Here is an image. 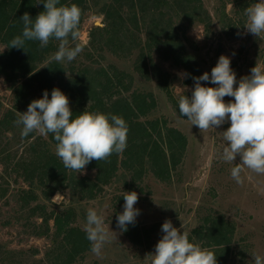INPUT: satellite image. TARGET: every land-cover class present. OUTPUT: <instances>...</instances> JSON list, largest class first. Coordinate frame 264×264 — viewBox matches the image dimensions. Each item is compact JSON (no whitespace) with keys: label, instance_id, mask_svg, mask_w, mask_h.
Segmentation results:
<instances>
[{"label":"trees","instance_id":"1","mask_svg":"<svg viewBox=\"0 0 264 264\" xmlns=\"http://www.w3.org/2000/svg\"><path fill=\"white\" fill-rule=\"evenodd\" d=\"M90 0H60L61 4H76L82 10L81 27L85 8ZM238 8L236 19L224 13L222 26L231 39H238L244 30L245 9L258 0H228ZM38 0H0V75L13 89L14 106L0 120V130L10 131L16 127L18 112L27 111L28 105L43 97L48 91L59 88L68 98L73 117L83 111L101 112L122 117L127 126V147L121 154H113L108 161H91L85 170L94 172L95 178H81L74 171L66 170L62 161L51 151L57 142L48 134V143L32 146L31 161L14 163V169L29 185L20 191L19 202L23 210L31 215H40L42 223L35 235L53 240L55 264H77L91 251L86 233L75 226L76 212L70 208L62 212L48 211L46 205L31 207L39 201L34 187L44 191L45 199L51 201L57 193L71 189L80 201H93L111 186L123 170L131 176L130 190L141 183L149 172L162 183H170L174 173L183 164L187 148V137L166 120H149L157 108L153 94L134 91V78L115 66L84 65L80 68L67 66L51 60L59 41L51 40L41 48L38 41H28L23 49L7 48L11 39L22 34L20 18L25 12L35 17L44 11ZM225 8V4L223 6ZM104 27L92 33L93 48L99 53H110L115 57L128 58L138 53L137 70L152 76L177 106L169 87L172 76L155 64L157 55L165 63L186 73L184 85L194 87L193 77L203 75L198 59L189 52L188 31L196 26L204 27L211 34L212 17L205 9L204 0H111L101 9ZM144 37V40L142 39ZM38 90L41 92L38 94ZM182 117V116H181ZM186 118L187 117H183ZM29 139V138H24ZM40 139V138H38ZM10 158V156H9ZM5 194L2 196L4 197ZM117 216L124 210V198ZM51 222L53 226H51ZM206 225L189 236L190 242L200 243L217 256V264H227L232 255L234 227L223 218L206 220ZM123 235L137 248H148L152 232L141 228L135 221L127 226Z\"/></svg>","mask_w":264,"mask_h":264},{"label":"rangeland","instance_id":"2","mask_svg":"<svg viewBox=\"0 0 264 264\" xmlns=\"http://www.w3.org/2000/svg\"><path fill=\"white\" fill-rule=\"evenodd\" d=\"M110 2L111 0L88 2L84 21L79 28L81 37L79 41L70 40L69 45L81 43L83 51L73 61L62 63L77 68L84 65H113L133 76L134 91L153 94L157 102L156 110L148 119L166 120L169 127L179 130L187 137L188 148L183 164L174 173L172 182L162 183L149 172L132 190L128 186L131 176L121 170L113 184L93 201L82 202L71 189H66L59 193L62 198L54 203L53 199H45L42 189L34 187L39 201L31 207L41 204L46 205L48 211L56 212L72 208L77 216L75 226L82 230L89 208H95L104 217L105 227L113 231L110 232L111 241L104 245L100 256L90 252L77 264H151V254L155 252V245L163 236L161 228L166 220H170L181 232L187 231L189 236H193L195 230L206 225L208 218L220 217L234 227L232 255L227 264H254L253 254L264 257V175L245 169L241 173L242 184L236 183L232 178L231 168L234 164L224 162L221 158L226 146L223 131L230 123L215 130L201 132L197 126H192L190 121L181 117L178 99L181 95L190 98L194 89L184 85L185 71L161 61L157 55L153 56L155 64L173 78L169 90L177 101L175 106L152 76L151 68L147 71L150 79L137 70L138 53L133 57L118 58L110 53L101 54L93 48L92 33L96 28L104 27L101 9ZM204 5L213 20L211 34L207 35L201 25L192 27L187 33L189 52L198 59L203 73L208 72L210 75L221 55L230 58L237 82L242 77L251 75V69L256 64L264 66V39L253 36L246 29L239 33L238 39H231L222 26L224 13L229 18L236 19L238 8L228 0H204ZM142 39L144 40L143 36ZM201 83L215 87L210 81ZM40 92L38 90V94ZM224 99L225 102L233 100L231 97ZM13 106V89L0 75V120ZM26 138L29 139L22 138L18 126L10 131L0 130V264H55L52 252L57 246L53 240L35 235V230H39L42 223L41 216H32L30 209L21 208L20 191L28 190L29 185L23 182L13 166L14 163L31 161L34 157L32 146L40 148L38 144L48 143L49 137L32 133ZM50 148L55 153V147ZM239 162L240 157L237 156L234 163ZM75 175L95 178V173L87 170L75 172ZM131 191L138 194L135 208L139 210V215L136 222L141 228L152 232L148 248L135 247L117 225V213L122 206L119 200L123 198L124 192Z\"/></svg>","mask_w":264,"mask_h":264},{"label":"clouds","instance_id":"3","mask_svg":"<svg viewBox=\"0 0 264 264\" xmlns=\"http://www.w3.org/2000/svg\"><path fill=\"white\" fill-rule=\"evenodd\" d=\"M44 11L35 19L25 12L20 20L22 34L16 35L7 48L23 49L28 41H38L41 48L51 40L59 41L58 50L51 57L57 63L73 61L82 51L79 29L82 10L76 4H61L60 0H38ZM244 29L253 36L264 39V0L245 9ZM195 81L191 97L181 95L178 99L179 113L187 117L191 125L201 132L215 130L225 123L230 126L223 131L226 146L222 160L234 164L231 176L238 184L243 183L241 173L248 169L257 175H264V66L256 64L251 75L237 82L228 56L221 55L211 74L203 73L193 77ZM209 82L215 87L202 85ZM238 83V86H237ZM225 97L233 100L225 102ZM15 125L20 127L22 138L32 133L41 136L52 134L57 142L56 156L66 170L82 173L93 160L108 161L113 154H121L127 147L128 126L118 115L83 111L73 117L69 98L59 89L51 91L49 99L45 90L43 97L33 100L26 112H18ZM237 156L239 163H234ZM62 198L57 193L54 203ZM124 210L117 216L121 231H127L134 224L139 210L135 208L138 194L124 192ZM91 251L100 256L105 244L112 239L110 228L105 227L104 217L95 208H89L84 225ZM162 238L151 254V264H217V256L211 250L194 244L187 231L181 232L170 220L162 224ZM254 264H264V257L253 254Z\"/></svg>","mask_w":264,"mask_h":264}]
</instances>
